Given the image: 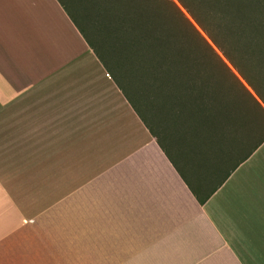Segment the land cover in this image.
Instances as JSON below:
<instances>
[{
    "label": "crops",
    "instance_id": "obj_1",
    "mask_svg": "<svg viewBox=\"0 0 264 264\" xmlns=\"http://www.w3.org/2000/svg\"><path fill=\"white\" fill-rule=\"evenodd\" d=\"M163 118L59 0H0V264H264L263 118Z\"/></svg>",
    "mask_w": 264,
    "mask_h": 264
},
{
    "label": "trees",
    "instance_id": "obj_2",
    "mask_svg": "<svg viewBox=\"0 0 264 264\" xmlns=\"http://www.w3.org/2000/svg\"><path fill=\"white\" fill-rule=\"evenodd\" d=\"M59 1L130 103L120 83L127 81L120 69L122 62L136 70V78L142 76L138 87L146 94L149 92L150 103L145 94L137 92L150 111L160 116L152 118L159 120L163 116L165 122L170 120L167 117L173 121L176 117L264 120V0H166L229 73L238 88L236 95L220 88L199 56L191 59L192 49L181 39L184 33L176 17L170 16L157 0H84L94 10L92 20L82 12L92 24L95 36L97 29L103 34L102 40L96 38L109 62ZM128 57L132 59L130 63ZM111 68L119 71L120 78ZM144 72H149L148 81ZM165 90L169 98L160 105L153 104L152 98Z\"/></svg>",
    "mask_w": 264,
    "mask_h": 264
},
{
    "label": "rangeland",
    "instance_id": "obj_3",
    "mask_svg": "<svg viewBox=\"0 0 264 264\" xmlns=\"http://www.w3.org/2000/svg\"><path fill=\"white\" fill-rule=\"evenodd\" d=\"M62 2L65 4V6L69 10L71 15L75 19V21L78 23V25L81 27V29L84 31L86 36L91 40V42L99 50V52L103 54L105 61L109 62V57L106 55V53L102 51V48L97 40V38L102 40L103 34H100L99 30L97 29L96 30L97 35L95 36L93 32L92 24L88 21V19L85 18L82 12V10H84L85 15L88 16V18L92 20L91 15L93 14L91 12H94V10L91 7H89L84 0H74V1L62 0ZM157 2L162 4L163 8L167 11L168 14H170V16L172 15L176 17L175 21H177L178 25L180 26V28L183 30V33H184L181 35V39L184 41L187 47H191L192 49V53H190V55L192 56L191 59L195 58L196 55L199 56L198 58L203 60V63L205 64V67L208 73H210V75L212 74L213 76H215L216 81L218 82V85L220 86V88H226L227 91H229L230 93H233V95H236V93H238L237 91L238 88H237V85L231 80L229 73H227V71L223 68V66L217 61V58L214 57L213 53L209 50V48L205 45V43L196 36V34L193 32L189 24H187V22L184 20V18L182 17L181 19L179 16L175 14L176 9L174 8V6L171 5L169 2H167L166 0H157ZM181 10L185 12V10L182 7H181ZM96 24L97 23H95V25ZM198 30L201 32L203 37H205L206 39L207 37L205 36V34L199 28ZM207 41L211 44V46H213V44L208 40V38H207ZM213 48H214V51L220 57L223 58L222 54L218 51V49L214 46ZM129 59H130L129 61L130 63L132 59L131 58ZM223 60L225 59L223 58ZM122 66L123 67L120 68L121 72H123V75L125 77L124 80H127L126 83L123 80L120 81L124 92L128 95L131 103L136 108L140 116L144 117L149 123L151 122L153 123L152 117H160V116L155 115L154 113L150 111L147 104L144 102L142 97H140L139 93L137 92L139 91L140 93L145 94L146 100L150 103L149 98H148L149 92L148 94H146L138 87L139 85L138 82H140L139 78L142 76L139 75V77L136 78L135 73L137 72L135 69H131L129 64L124 65L122 62ZM111 71L116 75V77L117 76L119 77V71L117 69L111 68ZM147 74H149V72H144L145 81L149 80V79L147 80L148 78L146 77ZM131 85L134 88H132ZM167 93H168L167 90H165L161 95L154 96L152 98V99H155L154 101L152 100L153 104L158 103L160 105V102L163 103L165 99L169 98Z\"/></svg>",
    "mask_w": 264,
    "mask_h": 264
}]
</instances>
